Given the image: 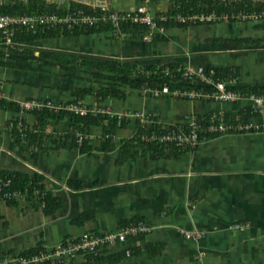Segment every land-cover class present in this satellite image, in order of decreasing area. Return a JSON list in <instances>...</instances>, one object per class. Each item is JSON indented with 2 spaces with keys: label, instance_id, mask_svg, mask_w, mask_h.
Wrapping results in <instances>:
<instances>
[{
  "label": "crops",
  "instance_id": "1",
  "mask_svg": "<svg viewBox=\"0 0 264 264\" xmlns=\"http://www.w3.org/2000/svg\"><path fill=\"white\" fill-rule=\"evenodd\" d=\"M140 5L158 17L168 14L172 2L115 0L111 9L135 11ZM165 35L167 40L159 42L141 33H60L33 44L28 64L0 67V84L13 102L39 98L64 105L75 101L78 89L103 88L94 79L97 71L82 62L114 60L140 67L234 69L238 78L232 85L264 90V20L171 27ZM8 50L0 33V55ZM59 62L78 64L63 68ZM117 89L123 98L88 96L83 104L113 117L142 111L166 125L221 109L228 122L251 121L264 130V113L246 117L248 102L154 98L147 86ZM13 118L0 109V173L40 175L58 207L47 213L31 197L15 204L0 201V258L35 254L85 233H111L141 222L150 233L105 248L99 255L104 259L93 264H264V132L223 136L195 151L159 152L134 141L131 123L115 133V148L107 149L103 127H91L83 147L67 144L59 136L72 124L64 120L48 127L54 137L23 153L8 128ZM19 119L29 128L37 124L32 114L21 112ZM188 231L204 236L193 242L183 235ZM88 257L79 254L66 264H91Z\"/></svg>",
  "mask_w": 264,
  "mask_h": 264
},
{
  "label": "built area",
  "instance_id": "2",
  "mask_svg": "<svg viewBox=\"0 0 264 264\" xmlns=\"http://www.w3.org/2000/svg\"><path fill=\"white\" fill-rule=\"evenodd\" d=\"M227 2V1H225ZM100 9L97 16L86 15L84 10L68 13L66 16H59L57 14H41L32 16H7L0 14V33L3 41L8 49H16L17 47L14 36L18 28H27L34 33H45L51 29L62 27L74 28L75 26H90L101 23L110 25L116 30H120L124 24L145 25L150 28V31L159 32L163 34L164 29H159L160 22H176L179 24H187L188 27L197 26L199 23L217 24L226 22L238 23H257L264 20V7L254 8L252 11L248 9L233 10L231 13L212 11L210 13L199 12L191 15L181 14H166L155 17L147 6H139L135 11H115L105 6L91 7ZM159 72V70H158ZM166 74H170L169 70H165ZM182 74L185 81L194 83L198 82L204 85H209L211 89L203 92L201 90L183 87H169L164 86L162 89L151 90V95L154 98L163 96H170L173 98H180L183 100H206L214 103H240L250 102V106L254 113H264V95H258L252 92L245 91H230L228 83L225 81H217L213 70L210 73L205 71V68H179L176 74ZM175 74V75H176ZM178 82V80H177ZM13 102L8 99L3 92V85L0 84V102ZM19 105L23 113L26 112H41L50 110L54 112H74L80 115L104 114V110L88 109L83 102H72L67 105L56 104L49 99H28L21 102H15ZM115 115H111L112 118ZM116 118L121 120H135L138 121L142 131L138 135L139 143L144 145L166 146L170 150H175L178 153L195 151L207 141L221 138L228 135L249 134V133H263L262 127L254 124L251 121L231 123L225 119L223 111L214 112L206 121L193 119L180 124H162L156 119L151 118L150 115L137 111L127 113L124 115H117ZM78 140H81V134L77 135ZM116 139V136L114 137ZM12 179L0 177V201L7 202L8 200H15L19 202L21 199L31 197L40 201L42 208L45 207L46 201L44 199L45 193L35 189L30 192L28 189L16 190L12 189ZM31 193H33L31 195ZM151 229L146 227L143 223H132L128 226L122 227L116 232L91 234L85 233L75 240L52 246L40 250L38 253L28 257L21 254L15 256H4L0 258V264H66L67 261L74 259L77 255L99 256L102 251L119 242H125L130 237H136L141 234L150 233ZM185 238L197 242L203 236L204 232L188 231L183 232Z\"/></svg>",
  "mask_w": 264,
  "mask_h": 264
},
{
  "label": "trees",
  "instance_id": "3",
  "mask_svg": "<svg viewBox=\"0 0 264 264\" xmlns=\"http://www.w3.org/2000/svg\"><path fill=\"white\" fill-rule=\"evenodd\" d=\"M156 2L157 0H151ZM172 2V7L168 14H181L184 16L193 15L199 12L210 13L212 11H217L219 14L222 12L231 13L233 10L239 9H248V11H252L254 8H262L264 7L263 3L258 2H251V1H240V2H225L221 0H170ZM79 10H84L86 15L90 16H97L100 13V9L91 8L87 5H82L73 1L61 6L58 8L56 5H50L47 3L46 0H27L24 2L23 0H6L5 4L0 5V14L7 15V16H32V15H41V14H57L59 16H66L68 13L76 12ZM150 10V9H149ZM201 25L200 23L197 25ZM171 27H188L186 24H179L176 22H160L159 29H164L167 31ZM96 31H118L114 29L110 25H104L101 23L95 24L93 27L90 26H75L74 28H67L60 26L59 28L51 29L45 33L36 32L34 33L32 30L27 28H18L16 30L14 40L17 47L24 46L23 49L16 48L13 50H8V53H3L0 55V67L5 68H15L17 67V63L28 64V59L32 56V46L36 42L42 39L50 38L54 35H58L60 33L64 35H78V34H85L88 32H96ZM119 32L121 33H132V34H144V35H152V39L159 42H164L167 40V36L165 32L160 34L159 32H155L153 34L150 31V28L145 25H134V24H124L121 26ZM169 39V38H168ZM10 56H9V55ZM8 55V56H7ZM46 59L52 60H60L61 58L56 56L47 55L44 56ZM62 60V59H61ZM58 63V62H57ZM63 63V67L67 66L69 68L72 64H78V62H59ZM90 65L91 68L95 69L97 73L94 75V79L97 82L103 83V88L95 89L93 87L82 88L78 89L75 92V101L74 102H83L86 97L88 96H96L101 98L103 101L109 97H119L123 98L124 95L117 89L118 85L121 87H131L133 90H143L147 85L151 90L162 89L164 86L169 87H185V88H192L197 90H204L203 92L207 91L205 86H198L200 84L198 82H188L183 80L182 74L177 73V68L184 69L183 66H179L177 64H172L169 66H147V67H140L134 64H130L128 62H121V61H105V62H82L81 65ZM77 66V65H76ZM51 65V68H54ZM78 69V67H75ZM74 68V69H75ZM25 69V68H24ZM159 70V72H158ZM165 70H169L170 74H166ZM213 70L215 73V79L217 81H225L228 83V89L230 91H244L240 89L238 86L232 85L237 82L238 70L234 69H222V68H214L208 67L205 68L207 73ZM35 71V70H34ZM176 74V75H175ZM178 80V82H177ZM204 85V84H202ZM211 89V87H210ZM248 92L256 93L258 95H264V90H256V89H249L245 90ZM39 99V98H36ZM50 100V99H49ZM55 103V102H54ZM72 103V102H71ZM59 104V103H56ZM69 104V103H68ZM63 105V104H60ZM67 105V104H64ZM0 109L7 110L13 114H15V118L10 122L8 128L11 129V134L13 137L16 138L17 145L21 152H32L37 147L45 143V141L49 137H54V132L47 133V129L50 126L55 128V121H64L70 120L71 121V130L64 135L59 136L60 139H64L67 144H71L74 146H81L85 144L91 127H103L105 131V142L109 146L107 149L115 148V144L113 143L115 133L125 126L133 123L136 133L134 135V141L139 143L138 135L142 131L141 126L138 121L132 120L131 121H122L121 124H118L120 121L115 117L112 118L108 115H93L91 112L87 115H80L74 112H54L50 110H44L41 112L33 111V112H26L28 114L34 115L37 124L32 128H29L25 125L24 121L19 119V114L22 112L19 108V105L15 102H8V101H1L0 102ZM248 113L246 115L247 118L250 116L258 115L253 112L252 108L248 109ZM23 113V112H22ZM214 114V113H213ZM211 114V115H213ZM210 115V116H211ZM209 116V117H210ZM201 117L198 120H207L209 118ZM153 118V117H151ZM154 119V118H153ZM128 124V125H127ZM20 125V126H19ZM120 125V126H119ZM27 127V128H26ZM7 128V129H8ZM1 133V132H0ZM78 134H81L82 139L78 140ZM58 137V136H57ZM141 144V143H140ZM148 146L150 149L155 151H163L164 149H169L166 146H157V145H144ZM170 150V149H169ZM175 151V150H173ZM177 152V151H176ZM0 177L10 178L12 179V189L22 190L28 189L30 192L34 191L35 189L45 193V201L46 205L43 208L47 213H52L58 207L56 203V199L53 198L52 194H49L46 191L45 186L43 185V179L40 175L36 173H0ZM33 193H31L32 195ZM35 200V199H34ZM38 200V199H36ZM8 203L15 204L17 201L15 200H8ZM36 251V250H35ZM34 252V251H33ZM23 253V256H30L34 253ZM38 253V249L35 254ZM96 258V260H94ZM104 257H95L89 256L87 260L93 264L94 262L99 263Z\"/></svg>",
  "mask_w": 264,
  "mask_h": 264
},
{
  "label": "water",
  "instance_id": "4",
  "mask_svg": "<svg viewBox=\"0 0 264 264\" xmlns=\"http://www.w3.org/2000/svg\"><path fill=\"white\" fill-rule=\"evenodd\" d=\"M24 2H26L27 0H23ZM48 4L50 5H56L58 8H61V6L65 5L68 1H73L82 5H87L89 7H101V6H105L109 9H111L112 4L115 2V0H46ZM221 1H227V2H240V1H244V0H221ZM246 1H251V2H258V3H263L264 4V0H246ZM6 0H0V5L5 4ZM142 6V5H140ZM186 63L188 61L184 60ZM179 62H182V60H179ZM133 63V62H131ZM187 65V64H186ZM241 103V102H240ZM250 103V102H248ZM217 104H221V103H217ZM227 104V103H224ZM231 104H236V103H231ZM238 104V103H237ZM216 112H221V109H216ZM182 124L185 122H177V123H171V124Z\"/></svg>",
  "mask_w": 264,
  "mask_h": 264
}]
</instances>
